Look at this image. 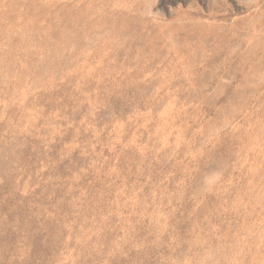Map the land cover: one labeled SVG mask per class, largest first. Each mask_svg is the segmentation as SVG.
<instances>
[{
    "label": "rangeland",
    "instance_id": "1",
    "mask_svg": "<svg viewBox=\"0 0 264 264\" xmlns=\"http://www.w3.org/2000/svg\"><path fill=\"white\" fill-rule=\"evenodd\" d=\"M0 264H264V0H0Z\"/></svg>",
    "mask_w": 264,
    "mask_h": 264
}]
</instances>
